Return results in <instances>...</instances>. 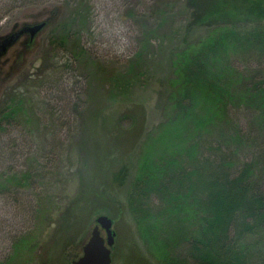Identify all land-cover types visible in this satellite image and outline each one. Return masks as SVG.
I'll return each mask as SVG.
<instances>
[{
	"label": "rangeland",
	"instance_id": "1",
	"mask_svg": "<svg viewBox=\"0 0 264 264\" xmlns=\"http://www.w3.org/2000/svg\"><path fill=\"white\" fill-rule=\"evenodd\" d=\"M206 1L0 0V37L49 18L29 46L23 36L0 60V109L13 93L27 97L26 110L1 138L0 177L34 171L29 186L0 188V264H71L102 214L112 218L115 231L111 264H167L147 250L128 199L140 144L162 117L163 84L158 74L111 98L102 73L122 70L148 29L175 28L181 38L195 4ZM78 6L86 13L83 24L75 21ZM258 22L242 21L250 28ZM59 24L70 27L64 44V29L55 32ZM248 64L262 68L264 59ZM88 69L99 73L92 86ZM89 94L99 100H92V109ZM236 118L249 127L246 114ZM100 195L107 199H95ZM18 237L32 238L35 246L29 251L23 243L21 254L8 260Z\"/></svg>",
	"mask_w": 264,
	"mask_h": 264
},
{
	"label": "trees",
	"instance_id": "2",
	"mask_svg": "<svg viewBox=\"0 0 264 264\" xmlns=\"http://www.w3.org/2000/svg\"><path fill=\"white\" fill-rule=\"evenodd\" d=\"M195 5L181 38L175 28L148 29L122 70L102 73L111 98L158 74L164 88L161 120L137 153L129 206L147 250L167 264H264V67L248 64L264 59V0ZM77 10L75 21L83 24L86 13ZM249 19L260 22L243 26ZM68 28H54L58 36L62 30L61 42ZM88 70L92 86L99 73ZM8 98L0 109V149L9 124L27 107L23 93ZM89 98L92 109L99 100ZM242 113L248 128L236 118ZM32 169L7 171L0 188L29 186ZM15 240L11 261L23 243L29 251L35 246L32 238Z\"/></svg>",
	"mask_w": 264,
	"mask_h": 264
},
{
	"label": "water",
	"instance_id": "3",
	"mask_svg": "<svg viewBox=\"0 0 264 264\" xmlns=\"http://www.w3.org/2000/svg\"><path fill=\"white\" fill-rule=\"evenodd\" d=\"M48 21L49 18L33 23H23L19 28L2 35L0 37V60L23 36L28 37V42L25 45L29 46L44 31ZM102 229L106 231V237L102 235ZM114 243L115 231L112 218L105 214L99 215L88 240L82 247V254L72 260L71 264H111Z\"/></svg>",
	"mask_w": 264,
	"mask_h": 264
}]
</instances>
